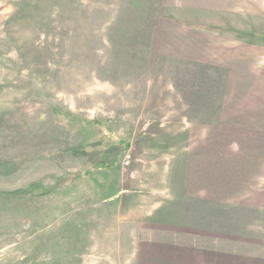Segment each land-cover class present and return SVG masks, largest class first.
<instances>
[{
  "label": "rangeland",
  "instance_id": "1",
  "mask_svg": "<svg viewBox=\"0 0 264 264\" xmlns=\"http://www.w3.org/2000/svg\"><path fill=\"white\" fill-rule=\"evenodd\" d=\"M187 27L220 28L219 50L156 43ZM245 31L264 0H0V264H139L211 65L264 68Z\"/></svg>",
  "mask_w": 264,
  "mask_h": 264
},
{
  "label": "crops",
  "instance_id": "2",
  "mask_svg": "<svg viewBox=\"0 0 264 264\" xmlns=\"http://www.w3.org/2000/svg\"><path fill=\"white\" fill-rule=\"evenodd\" d=\"M184 29L160 28L156 43L181 54L219 50L221 30ZM243 35L264 46L263 31ZM211 66L217 90L193 118L186 143L172 144L184 149L143 218L139 264H264V68L236 78L225 63Z\"/></svg>",
  "mask_w": 264,
  "mask_h": 264
},
{
  "label": "trees",
  "instance_id": "3",
  "mask_svg": "<svg viewBox=\"0 0 264 264\" xmlns=\"http://www.w3.org/2000/svg\"><path fill=\"white\" fill-rule=\"evenodd\" d=\"M212 29H218V30H221L220 28H216V27H214V28H212ZM55 111L58 112V110H55ZM93 122H94V123H97V121H93ZM128 147H129V144L127 143V144H126V147H125V150L128 149ZM115 164H116V159H114V160H110V161H105L104 164H103V166H101V168L113 167V166H115Z\"/></svg>",
  "mask_w": 264,
  "mask_h": 264
}]
</instances>
